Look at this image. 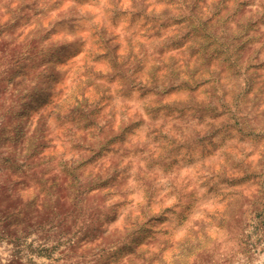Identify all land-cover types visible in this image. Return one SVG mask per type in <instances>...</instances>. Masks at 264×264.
<instances>
[{
  "label": "rangeland",
  "instance_id": "374dc122",
  "mask_svg": "<svg viewBox=\"0 0 264 264\" xmlns=\"http://www.w3.org/2000/svg\"><path fill=\"white\" fill-rule=\"evenodd\" d=\"M0 264H264V0H0Z\"/></svg>",
  "mask_w": 264,
  "mask_h": 264
},
{
  "label": "trees",
  "instance_id": "16d2710c",
  "mask_svg": "<svg viewBox=\"0 0 264 264\" xmlns=\"http://www.w3.org/2000/svg\"><path fill=\"white\" fill-rule=\"evenodd\" d=\"M105 132V128H101V129H96L94 132H93V135H91V141H85L87 140L86 138L83 139L84 141V144L82 145V147H84V150L85 151H93V148L94 146L96 145H100L101 142L99 141L98 138L101 137L102 133ZM106 171V170H105ZM99 181H102L101 182V186H104V183L108 182V181H111L112 179V175L109 174V171H106L104 172V174L102 175H99Z\"/></svg>",
  "mask_w": 264,
  "mask_h": 264
}]
</instances>
